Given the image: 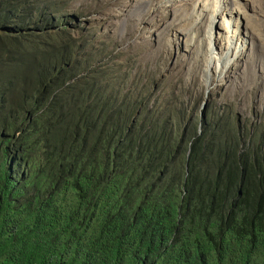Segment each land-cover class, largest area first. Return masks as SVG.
I'll return each instance as SVG.
<instances>
[{"label": "trees", "instance_id": "obj_1", "mask_svg": "<svg viewBox=\"0 0 264 264\" xmlns=\"http://www.w3.org/2000/svg\"><path fill=\"white\" fill-rule=\"evenodd\" d=\"M48 1L0 0V264H264V145L123 108L29 28Z\"/></svg>", "mask_w": 264, "mask_h": 264}, {"label": "rangeland", "instance_id": "obj_2", "mask_svg": "<svg viewBox=\"0 0 264 264\" xmlns=\"http://www.w3.org/2000/svg\"><path fill=\"white\" fill-rule=\"evenodd\" d=\"M57 1L48 3L58 5ZM109 1L62 0L57 14L43 5L33 10L29 28L40 42L72 48L68 51L79 63V72H98V77L108 82L109 91L112 88L119 93L123 108L129 112L138 113L148 104L151 114L160 110L170 116L174 136L195 126L199 135L212 118L218 121L228 117L240 149L264 145V49L260 45L256 43L250 55L247 53L249 67L245 61L235 63L226 76H221V84L206 86L202 51L191 49L182 36L161 31L160 23L140 19V15L122 26L124 17L113 19L111 14L118 10L125 14L138 0H119L117 6ZM246 3L257 5L258 20L264 26V0ZM53 21L55 27L48 29Z\"/></svg>", "mask_w": 264, "mask_h": 264}, {"label": "bare ground", "instance_id": "obj_3", "mask_svg": "<svg viewBox=\"0 0 264 264\" xmlns=\"http://www.w3.org/2000/svg\"><path fill=\"white\" fill-rule=\"evenodd\" d=\"M118 1L110 0L109 4L117 6ZM150 7L153 11L148 12ZM256 7L246 0H138L128 12L122 14L118 10L111 18L124 17L121 23L124 26L131 17L140 15V19L160 23L161 31L182 36L191 49L202 51L206 62L203 64L205 84L210 86L213 82L220 83L221 76H226L235 63L245 61L248 66L247 53L250 55L256 43L264 49V26L263 21L258 20ZM246 10L252 14L247 15ZM167 19L172 21L167 22ZM136 21L139 23L138 19Z\"/></svg>", "mask_w": 264, "mask_h": 264}, {"label": "clouds", "instance_id": "obj_4", "mask_svg": "<svg viewBox=\"0 0 264 264\" xmlns=\"http://www.w3.org/2000/svg\"><path fill=\"white\" fill-rule=\"evenodd\" d=\"M2 100H3V96H2V93L0 92V103H2Z\"/></svg>", "mask_w": 264, "mask_h": 264}]
</instances>
